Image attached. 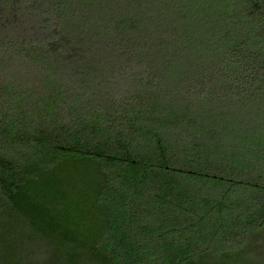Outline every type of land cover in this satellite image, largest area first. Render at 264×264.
Segmentation results:
<instances>
[{"label":"trees","instance_id":"obj_1","mask_svg":"<svg viewBox=\"0 0 264 264\" xmlns=\"http://www.w3.org/2000/svg\"><path fill=\"white\" fill-rule=\"evenodd\" d=\"M0 264H264V0H0Z\"/></svg>","mask_w":264,"mask_h":264}]
</instances>
